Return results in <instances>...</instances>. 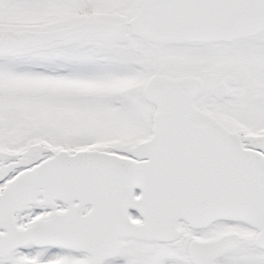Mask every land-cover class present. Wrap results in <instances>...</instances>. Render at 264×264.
Returning a JSON list of instances; mask_svg holds the SVG:
<instances>
[{
    "label": "snow or ice",
    "instance_id": "snow-or-ice-1",
    "mask_svg": "<svg viewBox=\"0 0 264 264\" xmlns=\"http://www.w3.org/2000/svg\"><path fill=\"white\" fill-rule=\"evenodd\" d=\"M0 264H264V0H0Z\"/></svg>",
    "mask_w": 264,
    "mask_h": 264
}]
</instances>
